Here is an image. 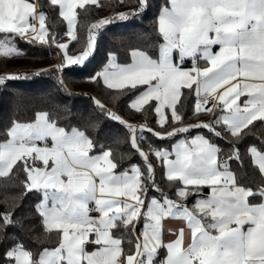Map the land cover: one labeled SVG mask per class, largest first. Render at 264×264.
<instances>
[{
  "label": "crops",
  "instance_id": "1",
  "mask_svg": "<svg viewBox=\"0 0 264 264\" xmlns=\"http://www.w3.org/2000/svg\"><path fill=\"white\" fill-rule=\"evenodd\" d=\"M49 1L58 7L67 34H72L76 9L99 0ZM205 23L221 33L203 40ZM43 26L36 0H0L4 53L9 49L7 35L25 43H45ZM158 31L163 43L156 60L132 51L129 64H112L100 71L99 78L114 90L144 86L130 106L139 109L156 101L158 122L178 103L181 89L193 87L196 107L206 117L158 133L159 138L177 139L166 155L152 151L164 176L180 181L179 199L190 188L203 195L192 207L150 198L151 222L145 223L137 219L143 183L136 167L117 173L108 154L92 155L86 145H72L77 137L63 141L60 135V144L45 136L41 141L49 147L41 150L59 159L62 183L49 187L53 194L40 210L45 228L58 232V247L44 250L36 263L24 250L14 249L11 264H133L137 251L145 264H264V189L260 200L250 203L252 192L236 185L233 173L220 167L216 146L197 131L221 124L235 134L255 120L264 124V0H168L158 16ZM250 154L264 176V154L255 149ZM21 157L4 154L0 175H7ZM117 221L136 227L134 254L125 255L121 240L112 234ZM150 255L154 257L149 262Z\"/></svg>",
  "mask_w": 264,
  "mask_h": 264
},
{
  "label": "trees",
  "instance_id": "2",
  "mask_svg": "<svg viewBox=\"0 0 264 264\" xmlns=\"http://www.w3.org/2000/svg\"><path fill=\"white\" fill-rule=\"evenodd\" d=\"M36 7L43 18L45 43L4 36L9 49L0 54V143L7 140L14 124L31 123L42 113L56 128L77 130L90 154H108L115 172L136 167L143 184L153 182L147 199L166 198L192 207L202 192L190 188L185 198L179 199L180 181L164 176L152 151L169 149L177 135L159 138L151 130L165 132L206 117L207 113L196 107L193 87L182 88L178 103L167 108L164 120L158 122L156 101L139 109L130 106L144 86L114 90L99 78L100 71L112 64H129L132 51L152 60L158 58L163 43L158 16L168 7V0H99L79 7L74 14V39L63 50L59 44L67 39V30L58 7L49 0H36ZM92 38L93 48L87 51ZM136 123L144 127L135 129ZM214 127L218 137L205 129L197 131L216 146L220 167L233 173L236 185L252 192L249 202H258L264 176L253 163L250 149L264 154V124L255 120L235 134L221 124ZM31 162L21 157L7 175H0V264L12 263L10 252L14 249L24 250L36 263L44 250L58 247V232L45 228L39 210L42 195L28 187ZM195 215L205 221L202 214ZM135 231L132 222L121 221L112 229L125 255L135 253ZM158 253L160 258L162 250Z\"/></svg>",
  "mask_w": 264,
  "mask_h": 264
},
{
  "label": "rangeland",
  "instance_id": "3",
  "mask_svg": "<svg viewBox=\"0 0 264 264\" xmlns=\"http://www.w3.org/2000/svg\"><path fill=\"white\" fill-rule=\"evenodd\" d=\"M210 24L207 25V23L204 24L203 27H201L202 31V39L203 40H209V39H215L216 31H213L210 29ZM43 31H45V27L43 26ZM74 39V33L67 34V39L64 42H61V47L64 49L68 42ZM94 40L93 38L89 40L87 51H91L93 48ZM5 51L0 49V53H4ZM2 81V78H0V83ZM213 111L211 112V116H213ZM211 118V117H210ZM161 131H155L151 130L152 135H158ZM60 135L63 138V141L65 137L69 138H76L74 146L77 148L81 146H87L86 140L82 137V135L77 130H71L69 132H66L62 129L56 128L53 125H50L49 122L46 119L45 114H38L35 118V120L31 123H17L14 124L11 129L8 132V138L6 141L0 143V166L3 163V155L6 153H19L21 156H24L27 159H30V162L32 158L34 159V163H30V165L27 167V179H28V187L32 190L39 191L41 193V201L39 203V210L42 208V206H46L48 200L51 198L52 190L49 187H56L59 186L60 183H62L60 179V170H59V164L60 161L57 157L51 158L46 155L47 151L41 150L37 147L27 148L24 144L25 140L30 139L34 142H39L45 138V136H51L53 140H60V144H62V139H60ZM69 135V136H66ZM63 144H66L68 146L71 144V142H65ZM166 150H163L162 153H165ZM146 157H148L146 155ZM51 162V163H50ZM50 163V165H49ZM54 181H57V183H54ZM64 181V180H63ZM41 212V210H40ZM154 255H150L147 257V261H151V258H153Z\"/></svg>",
  "mask_w": 264,
  "mask_h": 264
},
{
  "label": "built area",
  "instance_id": "4",
  "mask_svg": "<svg viewBox=\"0 0 264 264\" xmlns=\"http://www.w3.org/2000/svg\"><path fill=\"white\" fill-rule=\"evenodd\" d=\"M221 31H217L216 35H219ZM139 127H144L142 124H135V129H138ZM205 130L208 134L212 135L213 137H218L219 132L218 130L212 125V124H207L205 127ZM24 144L27 148H32V147H37L39 149H45L48 148L49 145L45 141H39V142H34L31 140H25ZM153 185V182L151 181L148 184H143L142 188L140 189L139 196H138V201L136 203V206L138 208V217L137 219L140 221H144L145 223H150V218L148 217L147 213V195ZM123 264V263H120ZM133 264H145V257L137 251Z\"/></svg>",
  "mask_w": 264,
  "mask_h": 264
}]
</instances>
